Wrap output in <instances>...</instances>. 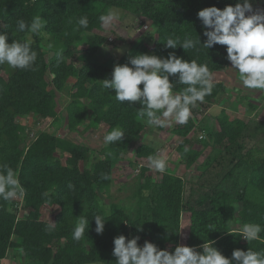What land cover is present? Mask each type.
Returning <instances> with one entry per match:
<instances>
[{
  "label": "trees",
  "instance_id": "1",
  "mask_svg": "<svg viewBox=\"0 0 264 264\" xmlns=\"http://www.w3.org/2000/svg\"><path fill=\"white\" fill-rule=\"evenodd\" d=\"M238 0H0V32L8 35V42L22 40L25 33L16 31L20 19L31 22L40 15L46 21L44 31L49 34L52 55L43 46L44 39L35 37L32 48L37 53L35 70H13L0 65V165L12 167L24 189L22 196L25 214L20 216L13 200H0V264L11 248L22 251L28 264H116L113 256L114 238L124 235L128 239L139 236L138 244L154 243L161 250L174 251L181 238L182 215L190 213V224L186 231V246L200 247L207 241H214L226 258L231 259L234 250L264 251V202L247 196L249 185L264 191V158H254L264 146L256 142L246 146V138L254 136L248 121L232 118L228 114L219 117V129L197 125L191 117L187 124L171 128L175 135L183 137L178 152L191 166L201 151L188 149L191 133L203 130L198 135L205 146L225 143L224 152L231 155L233 166L208 189L191 188L185 199L186 181L171 172H164L159 182L146 175L143 167L137 190V207L133 211L112 203L108 210L101 202L100 194L106 193L113 184L115 164L127 153L132 142L144 132L146 122L137 115L139 102L120 103L115 93L101 87L102 80L111 79L116 64L128 63L131 57L146 53L166 58L170 52L185 60L195 59L198 64H207L210 71H223L229 67L227 46L216 44L211 49L202 46L200 50L182 47L165 48L164 42L171 36L181 41L186 36L200 37L204 28L198 12L206 7L220 9L235 6ZM253 9L264 10V0H252ZM113 7L139 14L156 25V38L152 48L141 37H137L130 48L111 65L91 61L104 45L110 44L102 35L99 16ZM87 16V28L75 30L77 20ZM13 33L15 34L13 36ZM86 39L81 50L77 43ZM83 63L77 65L75 59ZM49 76V80L48 77ZM74 77L72 100L67 105V129L78 128L90 112L89 126L105 123L107 132L119 126L125 137L122 142L105 145L103 157L90 167H81L90 157V147L47 131L41 132L30 144L23 137L24 126L18 120L30 115L57 118V92L65 89L68 80ZM175 83L176 78L170 77ZM143 88V85H140ZM185 85L176 84L175 92ZM225 90L222 81H214L211 95L204 104L214 103ZM254 108V107H253ZM261 129H264V123ZM208 135V136H207ZM209 137V138H208ZM227 142V143H226ZM222 154V150L214 148ZM61 154L56 156V152ZM156 149L147 143L136 148L138 158L156 154ZM64 159V162L62 161ZM218 159V157H217ZM221 164V163H219ZM250 170L248 188H226L223 184L241 166ZM104 175L110 179H103ZM72 185V188H69ZM241 203L238 220L259 224L261 239L250 243L241 236V229L233 228L231 218L234 205ZM44 206L59 207L54 220L56 227L46 231L50 221L43 218ZM95 215L105 220L103 234L96 232ZM88 220L85 233L79 242L72 238L74 226L80 217ZM14 236L17 238L14 240Z\"/></svg>",
  "mask_w": 264,
  "mask_h": 264
},
{
  "label": "clouds",
  "instance_id": "2",
  "mask_svg": "<svg viewBox=\"0 0 264 264\" xmlns=\"http://www.w3.org/2000/svg\"><path fill=\"white\" fill-rule=\"evenodd\" d=\"M198 18L204 28V43L200 37L186 36L183 41L169 36L164 42L165 48L182 47L186 52L190 49H211L214 45L227 46V59L232 69L238 73L239 81L245 89L264 90V10H254L252 0H238L235 6L228 5L223 9L216 6L206 7L198 12ZM118 19V12L109 9L99 16L101 27L109 30ZM87 16L80 17L75 30L87 28ZM45 19L37 15L31 22L23 19L17 21L16 31L25 33L22 40L8 42V35L0 32V65H7L16 70H35L37 53L32 45L35 37L48 39L44 31ZM15 34L13 33V36ZM170 77H175L173 83ZM103 89L115 93V100L120 103L139 102L137 115L144 119L148 126L164 128L170 123L185 125L192 117V109L203 103L205 97L211 95L214 88V74L208 65L198 64L170 52L166 58L146 53L131 57L128 63L116 64L111 79L101 81ZM176 84L185 85L182 91L175 92ZM143 85V88L140 87ZM125 134L117 126L107 132L103 143L110 145L122 142ZM185 152L188 151L187 146ZM254 158H264V150L257 152ZM148 167L157 173L166 171L167 156L157 153L147 157ZM103 179H110L104 175ZM69 185V188H72ZM24 195V189L14 169L6 164L0 165V200L11 201ZM96 232L103 234L105 220L95 215ZM72 238L79 242L86 230L88 220L77 218ZM56 223L50 222L46 231H53ZM183 230V229H182ZM181 230V231H182ZM180 231V232H181ZM262 228L259 224L245 223L241 228V236L249 243L260 240ZM140 237L128 239L124 235L114 238L113 256L116 264H264V251H248L236 249L231 259L226 258L216 247L214 241H207L197 251L195 247L179 245L174 251L159 249L154 243L145 241L138 244Z\"/></svg>",
  "mask_w": 264,
  "mask_h": 264
},
{
  "label": "rangeland",
  "instance_id": "3",
  "mask_svg": "<svg viewBox=\"0 0 264 264\" xmlns=\"http://www.w3.org/2000/svg\"><path fill=\"white\" fill-rule=\"evenodd\" d=\"M112 9L118 12V19L111 29H105L99 32L109 40L110 44L104 45L98 53L92 55L90 57L91 61L111 65V61L117 60L127 52L133 41L139 36L146 41L150 48L154 45L156 25L139 14H134L116 7ZM77 45L79 49L83 50L86 47V39L78 42ZM43 46L47 51L49 50L48 56L52 55L50 51L51 44L47 39H44ZM75 63L80 65L83 62L77 58L75 59ZM230 67L231 63L225 70L213 73L214 81H222L225 84V90L217 98L216 102L209 104L198 103L192 109V117L197 125V129H201V126L203 128L205 127L207 128V134L209 129L218 130L220 127L218 122L219 117L228 114L232 118H240L248 121L249 131L255 132L254 136H248L246 138L247 147L252 146L256 142L264 146V129H261L262 126L259 124V122L264 123V90L245 89L239 81L236 70ZM47 78L49 80V76ZM74 82L75 78L71 77L65 89L57 92V118L30 115L19 118L18 120L24 126L23 137L26 145L30 144L41 132L47 131L56 136L67 138L90 147L89 160L80 163L81 167H90L94 162L103 157L102 149L105 146L103 137L107 133V125L101 123L95 127L89 126V112L78 128L73 131H68L66 126L67 105L72 100V93L75 91ZM178 125L173 122L167 127L159 128L146 124L141 137L131 143L127 153L115 164L112 186L106 193L102 192L100 194L101 202L108 210L112 203L125 206L131 211L137 207L138 197L136 193L140 183L143 182V178L140 176L143 167L149 169L146 175H150L153 181L159 182L161 180L163 173L153 172L148 167L147 158L137 157L136 148L142 143L152 145L157 153L167 156L166 171L179 173L184 177L187 183L185 199L189 197L191 188L201 190L212 187L233 166V163L229 162L231 155L224 152L223 146H225V143L205 146L197 138L198 135L203 134V130L196 131V129L190 134L191 141L188 149L191 151H201V155L194 164L187 167L184 161L185 159L178 152V146L183 140V137L171 132V128ZM214 148L221 149L222 154L215 151ZM60 154L59 151L56 152L57 157ZM62 161L64 162V159ZM250 173V170L246 166L238 167L233 171L230 179L224 182L223 185L231 189L248 188ZM247 196L258 202H264V191L257 190L252 185H249ZM16 203L20 216H23L25 211L22 196L13 200V206L16 207ZM240 207L241 203L234 205V213L231 218L233 228L241 229L243 226L238 220ZM58 210L59 207L44 206L42 208L43 218L50 222L53 221ZM189 216L190 213L188 211L183 212V226L181 227L183 232L181 231L180 241L184 246H186V231L189 225L187 222L188 218H190ZM16 238L14 236L13 239L15 240ZM3 264H28V262L21 250L11 248Z\"/></svg>",
  "mask_w": 264,
  "mask_h": 264
},
{
  "label": "crops",
  "instance_id": "4",
  "mask_svg": "<svg viewBox=\"0 0 264 264\" xmlns=\"http://www.w3.org/2000/svg\"><path fill=\"white\" fill-rule=\"evenodd\" d=\"M171 173H174L175 175H177V176H180V177H182L183 179H184V177L182 176V175H180L179 173H175V172H171ZM189 224H190V218H188V221H187ZM188 225V224H187ZM182 226H183V222H182ZM181 226V227H182ZM188 227H189V225L187 226V229H188ZM183 232V231H182ZM181 242V241H180ZM182 243V242H181Z\"/></svg>",
  "mask_w": 264,
  "mask_h": 264
},
{
  "label": "built area",
  "instance_id": "5",
  "mask_svg": "<svg viewBox=\"0 0 264 264\" xmlns=\"http://www.w3.org/2000/svg\"><path fill=\"white\" fill-rule=\"evenodd\" d=\"M179 245H182V243L181 242H179ZM196 248V247H195ZM197 249V248H196ZM197 251H198V249H197Z\"/></svg>",
  "mask_w": 264,
  "mask_h": 264
}]
</instances>
